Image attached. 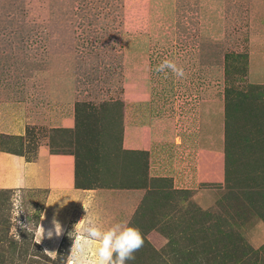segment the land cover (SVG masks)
Wrapping results in <instances>:
<instances>
[{"label": "rangeland", "instance_id": "1", "mask_svg": "<svg viewBox=\"0 0 264 264\" xmlns=\"http://www.w3.org/2000/svg\"><path fill=\"white\" fill-rule=\"evenodd\" d=\"M260 23L254 0H0V94L27 102L30 117L8 149L33 171L47 138L73 158L66 188L0 189V264H72L89 220L139 229L144 244L127 264H264V84L254 83L264 79L248 74ZM164 60L184 77L155 71ZM225 105L247 149L229 178L198 183L196 156ZM68 112L71 129L48 127ZM125 125L177 142L126 149Z\"/></svg>", "mask_w": 264, "mask_h": 264}, {"label": "crops", "instance_id": "2", "mask_svg": "<svg viewBox=\"0 0 264 264\" xmlns=\"http://www.w3.org/2000/svg\"><path fill=\"white\" fill-rule=\"evenodd\" d=\"M255 7H264V0H254ZM262 25L263 23H260V26ZM252 43V60L248 74L254 79H264V29L254 27ZM254 83L264 84V81L254 80ZM28 105L27 102H22L18 98H8L0 94V189L19 191L36 182L50 189L61 186L66 188L70 185L72 178L73 158L66 154L52 153L50 141H48L50 139L40 142L35 149V157L42 161V168L38 171L30 169L34 162L28 160L26 154H19L8 149V146H11L6 140L8 136L26 139L28 124H30ZM55 121L56 123L51 126L48 124V127L71 129L74 126L73 116L69 112L68 114L60 113ZM223 128L224 124L221 129L218 128L215 131L213 127L204 138L207 143L210 141L212 146L210 144V148L201 149L196 156L194 178L198 183L224 180ZM171 136L170 139L169 136L158 135L152 126L125 125L122 144L126 149L150 150L157 147L162 139L176 143L177 135ZM52 161L56 162L54 166L50 165ZM51 173H60L62 177L52 180ZM51 196V194L48 195L47 205L53 202ZM59 228L61 226L56 227L57 230ZM161 239L157 238L154 241L160 243Z\"/></svg>", "mask_w": 264, "mask_h": 264}, {"label": "clouds", "instance_id": "3", "mask_svg": "<svg viewBox=\"0 0 264 264\" xmlns=\"http://www.w3.org/2000/svg\"><path fill=\"white\" fill-rule=\"evenodd\" d=\"M166 70H170L178 78L185 75L184 69L170 60L162 61L155 68L157 72L166 73ZM55 231L59 233L56 228ZM93 243L96 245L94 264H127V261L135 258L134 253L143 246L144 240L139 229L129 226L126 222H115L103 228L89 220L80 226L79 237L73 238L72 264H82L81 258L86 247Z\"/></svg>", "mask_w": 264, "mask_h": 264}, {"label": "trees", "instance_id": "4", "mask_svg": "<svg viewBox=\"0 0 264 264\" xmlns=\"http://www.w3.org/2000/svg\"><path fill=\"white\" fill-rule=\"evenodd\" d=\"M226 121L224 124L225 130V149H224V180L226 175L229 178L231 166L234 161H238L239 157L245 153L249 138L242 133L236 121L232 120V112L225 105Z\"/></svg>", "mask_w": 264, "mask_h": 264}, {"label": "bare ground", "instance_id": "5", "mask_svg": "<svg viewBox=\"0 0 264 264\" xmlns=\"http://www.w3.org/2000/svg\"><path fill=\"white\" fill-rule=\"evenodd\" d=\"M60 234H61V231H60ZM60 234H59V235H60ZM59 239H60V236H59Z\"/></svg>", "mask_w": 264, "mask_h": 264}]
</instances>
